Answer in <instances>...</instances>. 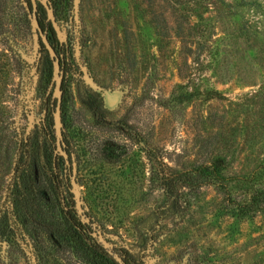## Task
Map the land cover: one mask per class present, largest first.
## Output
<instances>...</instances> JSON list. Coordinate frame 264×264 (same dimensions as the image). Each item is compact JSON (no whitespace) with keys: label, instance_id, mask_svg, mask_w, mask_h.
<instances>
[{"label":"rangeland","instance_id":"1","mask_svg":"<svg viewBox=\"0 0 264 264\" xmlns=\"http://www.w3.org/2000/svg\"><path fill=\"white\" fill-rule=\"evenodd\" d=\"M55 1L75 181L106 240L137 264H264V0ZM34 41L22 0H0V217L17 137L51 99ZM216 155L222 183L186 181L162 213L158 176ZM250 185L256 210L231 213ZM23 238L0 240V264H96L44 230Z\"/></svg>","mask_w":264,"mask_h":264},{"label":"trees","instance_id":"2","mask_svg":"<svg viewBox=\"0 0 264 264\" xmlns=\"http://www.w3.org/2000/svg\"><path fill=\"white\" fill-rule=\"evenodd\" d=\"M26 1L30 5L29 0ZM49 1L53 12H55L56 1ZM36 15L39 25L45 29L47 40L57 53L59 42L50 22L45 19L44 8L39 2H37ZM22 17L27 25L25 12L22 13ZM6 31L12 41V33L9 29ZM10 43L13 46V43ZM38 50L40 55L36 69H39L42 76L46 75V81H48L50 59L42 44H40ZM59 62H61V56H59ZM60 87L62 90V83ZM52 103L49 98L46 113L39 123H35L28 132L17 137L15 153L3 197L4 210L0 217V240L7 241L12 237L24 239V233L32 227L35 230H44L53 246L56 245L55 243L77 246L91 258H94L96 264H118L90 234L89 224L79 220L72 206L71 193L62 182V172L60 174V170L63 171L66 166L61 155L60 165L57 155H53ZM63 104L64 98L61 94L60 115L63 123L61 132L65 150L68 157H70L69 154L74 150L68 138V133L65 131ZM95 107H98L97 104ZM7 146L5 137L0 132V158L1 156L6 157ZM224 167L225 164H223L222 159L216 155L208 161L199 163L192 169L179 171L175 174L165 175L161 173L158 176V183L165 197L161 212H174V209L178 207V194L176 191L184 186L186 181L188 183V181L199 179L201 182L222 183L225 178L223 175ZM40 178L42 181H40ZM44 181L47 187L43 186L42 182ZM253 187V185H250L249 189L251 191H249L248 196L236 202L231 213L249 216L256 210L259 205L258 191L257 188ZM35 250H38V247ZM40 250L41 248H39V252ZM115 250L119 252L126 264H137L136 259L126 247L118 246L115 247ZM39 252L35 254L38 256Z\"/></svg>","mask_w":264,"mask_h":264},{"label":"water","instance_id":"3","mask_svg":"<svg viewBox=\"0 0 264 264\" xmlns=\"http://www.w3.org/2000/svg\"><path fill=\"white\" fill-rule=\"evenodd\" d=\"M27 15L29 17L30 26L32 28L34 34V48L33 55L37 58L39 56V47L40 44L46 50V53L50 59L51 65V78H50V86H51V100H52V111H51V120H52V129H53V155L59 154L63 157L65 163H69V186L68 190L71 193L72 198V206L76 215L78 216L81 222L89 224L91 227L90 234L94 237V239L113 257V259L118 264H126L123 260L122 256L119 254L117 250L112 247V244L106 240L101 230L98 228L97 224L90 218L89 215L84 211L80 192L77 187L75 176H74V161L71 157H68V153L65 150V143L62 138V123H61V115H60V102H61V70L59 64V56L57 55L53 46L49 43L46 38L45 29L41 28L38 23L36 8L37 2H39L45 11V19L50 22V25L54 31V34L58 41L61 40L60 32L56 20L54 18L52 6L49 0H29L30 5L27 4L26 0H22ZM32 263L36 264L35 258L32 255Z\"/></svg>","mask_w":264,"mask_h":264},{"label":"flooded vegetation","instance_id":"4","mask_svg":"<svg viewBox=\"0 0 264 264\" xmlns=\"http://www.w3.org/2000/svg\"><path fill=\"white\" fill-rule=\"evenodd\" d=\"M65 163V162H64Z\"/></svg>","mask_w":264,"mask_h":264}]
</instances>
